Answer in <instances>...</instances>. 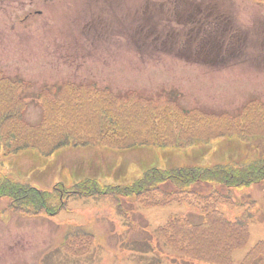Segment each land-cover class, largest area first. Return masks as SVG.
Listing matches in <instances>:
<instances>
[{"label": "rangeland", "instance_id": "374dc122", "mask_svg": "<svg viewBox=\"0 0 264 264\" xmlns=\"http://www.w3.org/2000/svg\"><path fill=\"white\" fill-rule=\"evenodd\" d=\"M0 72L28 82L20 92L31 99L23 120L6 128H41L36 143L44 149L107 135L114 118H125L115 129L132 138L152 126L164 139H181L176 148L173 141L116 149L105 141L2 157L0 173L39 191L57 194L58 186L95 178L102 186H128L160 165L264 159V0H0ZM73 86L81 91L69 101H80L73 115L69 106L44 102L67 100ZM100 89L127 100L113 102ZM132 103L152 104L150 127L135 129L141 109L117 115ZM53 119L66 126L64 136L46 133ZM194 189L203 198L227 192ZM117 196L71 198L54 217L17 212L0 198V264H264V184L232 189L227 200L213 196V203L179 192L169 196L182 201L176 207L124 200L116 213ZM174 214L189 225L179 230L188 235L183 241L166 237ZM203 232L208 238L198 242Z\"/></svg>", "mask_w": 264, "mask_h": 264}, {"label": "trees", "instance_id": "16d2710c", "mask_svg": "<svg viewBox=\"0 0 264 264\" xmlns=\"http://www.w3.org/2000/svg\"><path fill=\"white\" fill-rule=\"evenodd\" d=\"M27 85L28 82L22 80H13L8 77L6 73L0 72V160L2 156L18 154L19 152L27 149H37L46 156L64 146H89L93 145L94 142L96 144H103V142L107 141V143H112L109 144V147H114L116 149H126L129 143H136L135 146L150 145L152 147L167 148L170 147V143L173 141H175V143L171 145V147L176 148L181 141V139H179L180 136H178L179 138L175 140H171L168 138V136H166V139H164L163 136H160L159 132L153 134V127H150V125L153 123L152 118L149 117V122H147V118L145 116L152 115V104L146 107H140L138 104L132 103L131 106L133 108L123 111V109L126 107L125 106L117 115L127 114L126 116H128L132 109H141V113L144 114V116L142 119L139 118L140 123L137 127H135V129L141 127H150L148 129L149 134L145 135L142 139L132 138L131 135L128 134L129 130L125 132L120 129H115V124L118 122V120L125 118H114L111 124V133L106 131L107 135L98 134V137H93L90 139L82 138L78 142L73 143L69 139H65L64 141H59L52 147L46 145L47 148L44 149V146L37 145L36 143L37 137L41 136V133L44 132L41 130V128H37V126L31 127L27 124L16 128H6L7 125L14 123L21 118L23 120V115L26 111L25 108L28 107L29 104V98L24 92H20V89H25ZM63 88H69V84H66ZM72 88L73 95L68 96L67 100H65L66 97L61 98V95H59L55 99H51L50 97L51 101L46 100L44 102L54 104V106L59 109L69 106L71 114L73 112H77L80 109V101L74 100L72 103L69 101L74 98L79 99V96L77 95L81 94V91H79L78 87L76 86H73ZM101 90L102 89L97 90V92ZM101 92L103 93V96H106L107 99L108 96H111L110 98L113 100V102H115L114 99L121 101L122 98H124L127 100L125 97L119 96L117 94L113 96V93H110L111 91L109 92V90H103ZM100 97L102 98V96ZM40 101L42 100L38 98L36 103L43 107V105H41L42 103H38ZM107 106L110 107V104L107 103ZM96 108L104 109V106H97ZM63 115L64 113H58L56 118H61ZM87 117L88 116L82 118ZM127 119L132 120V122L139 121V119L136 117H130ZM52 122L53 124L50 121L47 122L49 125L45 124V129H47L46 133L50 135L58 134L59 137L64 136L66 132V126L57 125L54 123V119ZM115 137H119L117 141H114ZM128 184L130 185L123 187L102 186L97 180L91 179L75 184L71 188L60 189V186H58V192L56 194L39 191L37 188H34L31 185H26V183L14 180L6 173H0V198L10 199V206H12L14 209L16 207L15 211L17 212L25 210L26 212L45 214L49 217H54L64 211L67 206V202L71 198L111 197L113 194L118 195L117 197L123 198L134 197L138 200L146 199L151 205L161 208L172 203H182V201H177L176 199L169 201V196L175 192H179L184 199H186V196H189L196 198L194 199L196 201L208 200V202L211 201L213 203L215 199L227 200V193L232 189H244L252 185L260 186L264 184V159L259 158L248 163L237 161L233 163L230 162L227 164H217L205 167L191 165L181 168L176 167L166 169L152 167L146 169L140 176L136 177ZM195 184L211 185L216 189L219 187L227 190V192H225L223 195L220 191L215 192L213 195L215 199L212 198L213 196L209 198H203L195 191ZM113 189L115 192L112 191ZM158 189L160 191H158ZM151 193H159L160 199H152L150 196ZM207 207L210 206L205 205V208ZM173 217H175L174 220L167 221L166 223L167 226L169 224V227H167L166 237L168 235L174 242L183 241L188 235L180 233L179 230L184 227H189V225L186 223V220L183 219V217L179 215ZM206 218L207 222H209L210 218ZM176 224L177 227H174ZM201 228L202 227H198L197 229ZM168 230L171 232V234ZM206 238H208V236L205 232H203L199 234L198 242H201Z\"/></svg>", "mask_w": 264, "mask_h": 264}, {"label": "crops", "instance_id": "0c3cea01", "mask_svg": "<svg viewBox=\"0 0 264 264\" xmlns=\"http://www.w3.org/2000/svg\"><path fill=\"white\" fill-rule=\"evenodd\" d=\"M160 166H163V165H160ZM123 209H124V208H123ZM123 209H122V210H123ZM106 233H107V232H106L105 230H102L101 233H100L99 235H106ZM112 235H113V234H112L111 232L108 234V236H112Z\"/></svg>", "mask_w": 264, "mask_h": 264}]
</instances>
